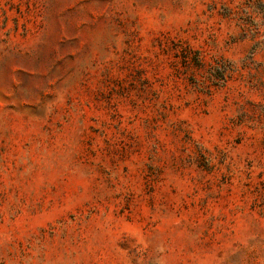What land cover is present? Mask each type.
Segmentation results:
<instances>
[{
	"label": "rangeland",
	"instance_id": "374dc122",
	"mask_svg": "<svg viewBox=\"0 0 264 264\" xmlns=\"http://www.w3.org/2000/svg\"><path fill=\"white\" fill-rule=\"evenodd\" d=\"M0 264H264V0H0Z\"/></svg>",
	"mask_w": 264,
	"mask_h": 264
}]
</instances>
